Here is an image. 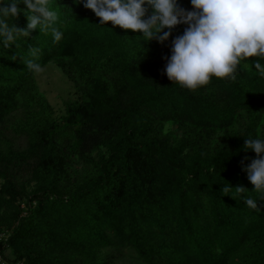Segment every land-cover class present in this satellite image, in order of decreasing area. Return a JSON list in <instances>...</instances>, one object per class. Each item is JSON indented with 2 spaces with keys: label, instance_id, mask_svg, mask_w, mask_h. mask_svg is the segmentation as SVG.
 <instances>
[{
  "label": "trees",
  "instance_id": "trees-1",
  "mask_svg": "<svg viewBox=\"0 0 264 264\" xmlns=\"http://www.w3.org/2000/svg\"><path fill=\"white\" fill-rule=\"evenodd\" d=\"M9 2L0 0V8ZM84 2L48 0L60 41L36 29L5 48L0 36V231L8 232L0 252L7 264H110L121 254L141 264H264V189L255 191L244 170L257 158L245 140L264 141V76L254 67H264V57L242 60L235 79L213 77L189 90L165 71L187 25L163 44L147 41L102 25ZM177 3L193 11L191 0ZM18 8L26 11L22 2ZM24 11L8 18L9 27L26 28ZM32 48L39 49L34 57ZM27 59L53 62L83 82L79 101L66 103L59 120L46 107L31 109ZM18 106L24 109L12 120ZM165 123L180 133L164 131ZM97 147L96 156L85 152ZM225 186L232 190L222 192ZM240 186L248 192L236 193Z\"/></svg>",
  "mask_w": 264,
  "mask_h": 264
},
{
  "label": "clouds",
  "instance_id": "clouds-1",
  "mask_svg": "<svg viewBox=\"0 0 264 264\" xmlns=\"http://www.w3.org/2000/svg\"><path fill=\"white\" fill-rule=\"evenodd\" d=\"M26 11L18 8L19 3ZM80 0H78V3ZM147 5L148 7H145ZM193 11L178 6L177 0H86L85 9L91 10L101 24L111 23L125 31L142 33L147 41L153 39L163 44L172 29L184 24L188 27L172 44V55L166 65V75L172 82L189 90L210 83L211 79H235L237 66L242 60L264 57V0H191ZM152 9L150 15L146 14ZM21 11L27 17L25 29L14 24L9 27L8 18H16ZM0 36L4 47L15 36H29L36 29L51 30L54 41H60L63 33L54 25L58 14L50 10L48 0H10L0 8ZM167 29V31H165ZM39 49H30L36 56ZM28 70L40 74L45 69L31 59L25 60ZM254 67L264 76V67L258 61ZM245 149L254 151L257 158L244 169L255 191L264 189V141L246 139ZM232 190L225 186L222 192ZM235 192H248L243 186ZM251 209H257V201L242 196Z\"/></svg>",
  "mask_w": 264,
  "mask_h": 264
},
{
  "label": "rangeland",
  "instance_id": "rangeland-1",
  "mask_svg": "<svg viewBox=\"0 0 264 264\" xmlns=\"http://www.w3.org/2000/svg\"><path fill=\"white\" fill-rule=\"evenodd\" d=\"M45 71L40 74L34 73L33 80H34V87H35V95L32 97V102L30 100V107L32 110L36 111L39 107H46L48 110V114L50 117L57 121L59 120L63 114H65V104L70 102L79 101L81 97V91L79 89L80 86L83 85V82L76 76L74 73L75 80L69 78L60 67H58L55 63L49 62L42 66ZM22 102V101H21ZM20 102V103H21ZM24 109L23 106H18L13 112H11L8 117L11 119H15L19 117L22 110ZM168 127V128H167ZM166 129H175L177 134L180 131L176 128L175 124H164V131ZM9 131L6 130L5 133L7 134ZM215 138V137H214ZM24 138L23 136H19L14 138V143L16 145H23ZM99 148H93L89 152L85 151L87 155L96 156V152ZM75 160V167L78 172V177H82L85 169L83 159L76 155L74 157ZM81 175V176H80ZM33 186V182L30 183V187ZM29 189V186H28ZM23 206V203L20 204ZM6 228H2L0 234H2V238L7 236ZM106 248L102 250V253L106 252ZM5 255L8 257H12L13 253L10 247H6L4 251ZM110 264H141L130 255L121 254L114 257L112 263Z\"/></svg>",
  "mask_w": 264,
  "mask_h": 264
},
{
  "label": "built area",
  "instance_id": "built-area-1",
  "mask_svg": "<svg viewBox=\"0 0 264 264\" xmlns=\"http://www.w3.org/2000/svg\"><path fill=\"white\" fill-rule=\"evenodd\" d=\"M2 234H0V239H2ZM8 261L4 258L3 254L0 252V264H7ZM20 264V263H19Z\"/></svg>",
  "mask_w": 264,
  "mask_h": 264
}]
</instances>
